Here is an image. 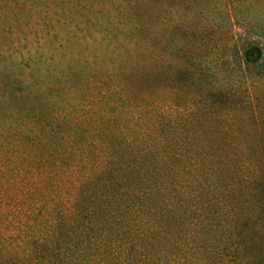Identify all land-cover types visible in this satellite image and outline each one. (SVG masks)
Listing matches in <instances>:
<instances>
[{"label":"rangeland","instance_id":"374dc122","mask_svg":"<svg viewBox=\"0 0 264 264\" xmlns=\"http://www.w3.org/2000/svg\"><path fill=\"white\" fill-rule=\"evenodd\" d=\"M35 9L47 11L43 0L36 1ZM36 12L0 0V94L13 77L42 83L46 77L61 78L59 69L68 58L58 47L60 39L52 38L47 47L51 44L41 36L50 23ZM169 24L168 39L152 51L111 45L100 52L99 61L115 69L111 84L124 85L117 91L110 84L105 89L108 103L95 107V112L112 111L109 126L99 119L81 121L91 112L81 102L92 99L88 92L94 87L83 81L79 66L81 81L61 90L79 120H63L47 104L58 98V83L39 97L42 105L34 111L0 100V128L31 132L49 146L76 130L97 140L89 146L78 139L88 150L85 155L55 169L47 185L72 191V202L62 194L72 209L41 222L36 235L30 231V202L13 200L7 192L12 185L0 174V264H178L184 260L176 255L178 249L168 252L173 240H179L174 222L179 216L177 186L188 191L181 205H191L196 219L206 223L201 235L214 244L225 237L213 224L220 219L216 204H233L221 195L220 200L207 196L209 188L219 189V181L207 175L227 172L234 177L230 185L236 184L238 162L245 164L262 153L256 142L259 136L264 139V131L262 136L256 129L257 123L264 127V0H190L171 7L170 20L160 25ZM77 48L80 58L89 55L93 64V50ZM167 65L178 76L169 82ZM152 68L158 75L148 86L138 89L124 80L125 74L132 79V73ZM18 181L15 188L27 186L25 179Z\"/></svg>","mask_w":264,"mask_h":264},{"label":"trees","instance_id":"16d2710c","mask_svg":"<svg viewBox=\"0 0 264 264\" xmlns=\"http://www.w3.org/2000/svg\"><path fill=\"white\" fill-rule=\"evenodd\" d=\"M9 1V0H7ZM17 6H24L32 12H36L35 4L37 0H11ZM190 0H43L47 11L38 13L39 19L49 20L50 29L42 34L47 47L54 43L52 38H58L62 47V54L67 59L64 67L59 69L61 78L49 79L46 77L44 83L41 81H28L25 78L13 77L5 87V91L0 94V100L5 103L9 101L14 106H26L30 111H34L35 105H42L39 97L46 95V91L51 85L58 83V98H50L47 101L49 106L55 107L63 120H79L81 116L77 114L75 108L69 110L70 104L61 90L68 87H75L81 80L77 78L76 67L79 66L83 81L87 85H93V91H89L88 96L91 100L84 99L82 104L85 109L88 107L82 122L98 119L108 123V110L95 112V107L108 103L105 89L111 84L114 71L110 70L108 64L99 61L100 52L109 46L121 50H154L159 46L160 41L168 39L172 26L160 25L163 20H170L171 7L184 6ZM3 6V4H1ZM168 12V15H167ZM67 28L64 33L62 28ZM67 46H71V50ZM92 49L93 53L90 61L89 55L80 58V49ZM43 52H47L42 47ZM103 52H101L102 54ZM29 66H31L29 64ZM76 66V67H75ZM169 70V66H165ZM156 68L145 71H137L134 78L124 75V80H130L135 88L148 86L151 84L152 76H157ZM23 70V69H21ZM167 79L175 80L177 74L174 70ZM119 74V72H118ZM174 76V77H173ZM166 81V79H165ZM164 81V82H165ZM117 91H121L123 84L113 83ZM113 84H111L113 86ZM84 97L86 94L83 95ZM173 99V98H172ZM40 100V101H39ZM175 101V98L172 100ZM11 105V104H10ZM39 106V107H40ZM87 106V107H86ZM100 108V107H99ZM94 109V110H93ZM97 119V120H96ZM256 132L263 136L264 127L257 123ZM92 128V127H90ZM93 129V128H92ZM74 134H64L60 144L49 146L37 135L21 130L20 128H0V174L5 175L12 185L7 189L9 196L13 200L27 198L30 202L28 207L34 221L30 226L33 235L40 232L41 222H46L49 217L70 212L71 204L65 201L62 194L68 195V201H73L72 191L59 187H50L48 180H53L57 170L63 165H69L70 159L76 158L81 154L85 155L87 148L85 145H78V139L86 141V145L96 144V138L91 134H81L77 130ZM257 148L261 149V156L250 159L247 163H239V171L232 184L233 175L224 172L209 177L216 182L215 192L212 188L206 192L207 196L220 200V195L227 202H231V207H224L221 203L216 204V212L219 216L218 225L214 227L220 232H224L225 237H217L215 242H211L206 235H201L202 228L207 227L202 219H196L195 211L190 205L188 208L181 205L188 191L177 186L175 192L179 194L176 209L179 216L175 218L176 228L179 230L175 243L169 248L168 252L178 249L176 255L184 257L178 264H264V139L260 137L256 142ZM86 151V152H85ZM222 164L227 165V160L222 158ZM57 169V170H55ZM235 176V175H234ZM53 177V178H52ZM85 177V176H84ZM25 179L27 186H17L14 182ZM88 178H83L86 180ZM30 182V183H29ZM200 180L198 183L200 184ZM29 183V184H28ZM215 183V182H214ZM239 186L235 188V186ZM70 190V189H69ZM14 191V193H13ZM216 193V195H215ZM218 193V194H217ZM25 196V197H24ZM22 201V200H21ZM27 205V204H26ZM21 206V203H20ZM181 209V210H180ZM181 211V212H180ZM245 223L244 227L240 223ZM249 227L256 228L254 233L248 232ZM226 230V231H225ZM194 233L195 238L191 234ZM197 238V239H196ZM195 239L196 242L192 241ZM152 245V249H157ZM174 253V252H173ZM161 258L169 259L167 255L161 253ZM158 258L160 259V257Z\"/></svg>","mask_w":264,"mask_h":264}]
</instances>
